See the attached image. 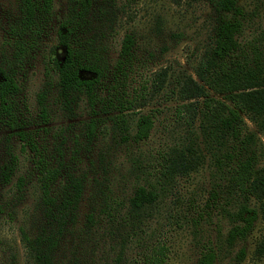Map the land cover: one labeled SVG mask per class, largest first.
<instances>
[{
  "label": "trees",
  "instance_id": "trees-1",
  "mask_svg": "<svg viewBox=\"0 0 264 264\" xmlns=\"http://www.w3.org/2000/svg\"><path fill=\"white\" fill-rule=\"evenodd\" d=\"M139 1L64 0L60 9L57 0H16L14 12L0 2L7 25L0 48V125L9 131L0 183H12L19 166L20 154L10 142L15 137L30 163L17 190L32 179L40 191L36 226L22 229L26 264H128L125 253L132 244L141 248L135 264H166V243H150L143 236L147 216L176 178L199 170L208 152L219 180L211 198L231 222L226 245L245 242L261 220L254 255L264 257V30L260 37L243 40L253 14L240 0H202L212 5V34L195 73L181 71L170 80L171 69L164 68L148 77L143 69L154 52L142 58L134 32H126L118 56H110V38L123 17L133 19L130 11ZM39 56L45 78L32 108L24 77ZM161 93L181 101L177 111L187 134L158 150L151 170L142 165L146 154L137 155L142 181L131 195L120 194L111 179L81 170L80 152L87 154L88 169L95 167L93 151L106 136L112 137L111 148L145 143L153 115H134ZM55 106L70 118L83 114L80 127L51 125ZM106 151H100V163ZM90 183L95 193L80 222ZM222 190L225 203L219 200ZM71 234L76 242L64 252ZM87 239L92 245L85 249ZM100 239L109 242L113 256L104 259L103 252L98 257ZM220 249L209 241L197 264H215ZM245 255L242 246L236 257Z\"/></svg>",
  "mask_w": 264,
  "mask_h": 264
},
{
  "label": "rangeland",
  "instance_id": "rangeland-1",
  "mask_svg": "<svg viewBox=\"0 0 264 264\" xmlns=\"http://www.w3.org/2000/svg\"><path fill=\"white\" fill-rule=\"evenodd\" d=\"M15 1L0 0L12 11L15 9ZM63 1L57 0L60 9L63 8ZM240 2L246 11L253 14L251 23L246 26L242 34V39L260 37L264 30V0H240ZM134 7L130 11L133 19L123 17L114 36L110 38V56L112 58L118 56L124 34L131 31L136 36L138 53L142 58H149V52H154L153 58H150L143 69V75L151 77L164 68L171 69L170 80H173V75L176 76L181 71L194 74L210 42L213 23L212 5L202 0H140ZM6 29V19L0 16V48ZM61 54L62 49H59L58 55ZM44 78V66L39 56L28 65L24 77L25 95L32 108H35L36 94L41 89ZM163 94L155 96L145 108L138 110L134 115L138 117L140 112L153 115L154 127L145 143L127 149L123 146L111 148L112 137L106 136L99 141L93 151L95 167L88 169L87 154L80 152L83 159L81 170L88 171L91 175L107 177L114 185L119 186L120 194L131 195L137 181H142L140 178L142 169L138 167L137 160H134L137 155L140 152L146 154V159L142 158L144 161L142 165L151 170L156 162V152L166 144L173 145L181 141L187 134L186 125L177 111L181 101L176 95L166 98ZM78 113L80 116L70 118L71 114L67 115L60 106H55L51 125L74 123V128L78 129L83 115ZM248 123L253 130L257 129L249 120ZM8 141L9 131L0 125V165L8 158L6 154ZM10 142L15 152L20 154V161L12 183L6 185L0 183V204L3 207L0 214V264H26L28 256L22 242V229L36 226L40 191L32 179L26 181L22 192L17 190L16 182L20 175H27L30 163L20 151V142L15 137H12ZM66 145L69 155L73 143L69 139ZM102 149L107 151L100 163L99 154ZM215 171L211 154L208 152L206 161L199 170L190 176L176 178L157 200L151 216H147L143 236L150 243L158 241L166 243L169 247L166 264H197L209 241L221 246L215 264H264V257L259 258L254 255L256 237L261 233V220L257 221L256 228L245 242H238L232 247L226 245L225 236L231 227V222L223 212H220L219 207L213 204L214 200L211 198V192L219 181ZM218 188L216 187L215 190ZM94 193L95 186L88 184L81 205L80 222L84 220L85 214L91 207ZM226 195V191H220L219 200L225 203ZM75 242L76 237L71 234L67 238L64 252H67ZM99 244L98 257L103 252L104 259L113 256L108 241L100 239ZM83 245L85 249L89 248L92 240H84ZM242 246L246 247V255L239 260L236 256ZM139 250L141 248L136 244L126 249L125 257L128 259V264H135L133 259Z\"/></svg>",
  "mask_w": 264,
  "mask_h": 264
}]
</instances>
